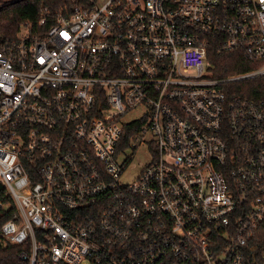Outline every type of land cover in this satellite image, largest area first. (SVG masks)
Instances as JSON below:
<instances>
[{"label":"built area","instance_id":"built-area-1","mask_svg":"<svg viewBox=\"0 0 264 264\" xmlns=\"http://www.w3.org/2000/svg\"><path fill=\"white\" fill-rule=\"evenodd\" d=\"M73 3L0 41V239L23 264H251L264 0ZM212 50L256 66L214 78ZM142 144L150 162L120 182Z\"/></svg>","mask_w":264,"mask_h":264},{"label":"trees","instance_id":"trees-1","mask_svg":"<svg viewBox=\"0 0 264 264\" xmlns=\"http://www.w3.org/2000/svg\"><path fill=\"white\" fill-rule=\"evenodd\" d=\"M74 0H0V41L15 39L22 26L31 27L36 31V24L41 19L43 11L54 13L64 5H73ZM211 68L209 72L214 78H224L230 75L252 70L256 65L244 59L237 53L216 54L214 50L209 52ZM263 79L255 78L231 85L232 94H238L252 98L261 88ZM140 123L125 128L124 146L127 145L129 134ZM11 218L10 213L0 214V226ZM248 256L251 264H264V222L255 231V236L249 242ZM20 247L12 246L0 239V264H23L18 259Z\"/></svg>","mask_w":264,"mask_h":264},{"label":"rangeland","instance_id":"rangeland-1","mask_svg":"<svg viewBox=\"0 0 264 264\" xmlns=\"http://www.w3.org/2000/svg\"><path fill=\"white\" fill-rule=\"evenodd\" d=\"M136 116V112L128 113L123 121H130ZM129 159L125 165L124 172L121 174L119 180L124 184H131L140 171L150 162V154L144 144L138 145L136 149H126L123 154L120 155L119 161H125Z\"/></svg>","mask_w":264,"mask_h":264}]
</instances>
